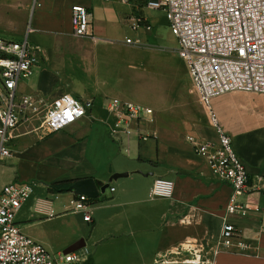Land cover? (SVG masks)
Listing matches in <instances>:
<instances>
[{
	"label": "crops",
	"instance_id": "1",
	"mask_svg": "<svg viewBox=\"0 0 264 264\" xmlns=\"http://www.w3.org/2000/svg\"><path fill=\"white\" fill-rule=\"evenodd\" d=\"M76 4L92 13L90 36L73 33ZM135 10L141 12L136 0L33 1L31 31L24 35H29L43 56L33 75L19 83L18 93L45 96L49 101L69 94L81 101L93 100L94 107L88 116L48 135L33 130L34 123L21 125L11 141L12 154L0 158V192L14 181L34 182L16 220L26 235L53 253L84 238L90 225L97 224L100 210L107 209L115 221L123 216L131 223L148 225L139 231L149 240H158L155 261L175 258L172 253L181 247L197 251L204 246L206 262L202 264H264V107L261 111L255 107L256 100L264 102V94L233 91L215 97L212 103L255 187L242 197L253 207L230 214L248 244L243 250L220 246L232 188L214 177L206 158L195 152L189 140H218L190 72L185 99L176 103L150 100L145 106L153 108L154 114L132 123L134 130L151 135L149 139L109 138L116 120L108 109L110 101L120 98L139 103L136 64L147 46L138 38L127 42L131 39L128 30H132L128 17ZM140 29H144L141 36L151 37L152 27L136 31ZM124 173L128 176L113 178ZM84 178L101 181L114 193L107 198L105 191L100 196L105 201L91 202V222L85 220L84 211L73 210L74 192L50 190L52 183ZM158 178L173 182L172 196H151ZM89 253L90 263L95 264Z\"/></svg>",
	"mask_w": 264,
	"mask_h": 264
},
{
	"label": "built area",
	"instance_id": "2",
	"mask_svg": "<svg viewBox=\"0 0 264 264\" xmlns=\"http://www.w3.org/2000/svg\"><path fill=\"white\" fill-rule=\"evenodd\" d=\"M146 1L149 8L167 12L172 32L179 42L178 53L188 66L218 136L216 142H199L195 137L189 140L195 152L206 158L214 177L232 188L226 205L227 216L221 226L220 246L229 250L246 249L248 244L238 225L231 221L230 214L253 207L242 197L255 187L247 166L234 148L232 136L222 127L212 103L215 97L233 91L264 94V0ZM128 21L133 30L151 27L147 19L137 13L131 14ZM72 27L76 37L92 35L93 16L86 6L73 5ZM30 31L31 28L28 33ZM127 42L132 43V39ZM42 56L28 34L19 41L0 37V158L12 154L11 141L21 125L34 123L33 130L48 135L88 116L94 107L93 100L81 101L69 94L54 101L45 96L20 95L19 83L33 75ZM108 109L116 117L110 126V135L115 141L123 136H136L139 141L151 137L140 129L134 130L131 125L152 116L153 108L114 98ZM33 188L34 182L14 181L0 192V264H92L87 249L53 253L21 230L16 215ZM172 191V181L158 178L151 196L170 197ZM72 204L74 211H84L85 220L92 221L88 212L91 198L76 195ZM204 253V246L197 251L181 247L172 253L175 258L152 264H202L206 262Z\"/></svg>",
	"mask_w": 264,
	"mask_h": 264
},
{
	"label": "rangeland",
	"instance_id": "3",
	"mask_svg": "<svg viewBox=\"0 0 264 264\" xmlns=\"http://www.w3.org/2000/svg\"><path fill=\"white\" fill-rule=\"evenodd\" d=\"M34 0H0V37L19 41L31 26V7ZM139 15L149 20L151 37L141 36L144 29L128 30L131 39L143 40L147 46L137 60L139 103L147 105L150 100L161 99L176 103L185 99L191 85L188 66L176 49L179 47L177 37L173 34L167 12L152 9L146 0H136ZM144 35V34H143ZM25 37L27 36L24 35ZM143 57V62H142ZM259 95V94H258ZM258 111L264 102L256 100ZM111 140L112 137L109 135ZM109 170L113 171L109 167ZM123 179V178H121ZM107 198L113 196L111 187L104 193ZM152 203V202H150ZM97 224H91L84 238L86 248L92 253L95 264H152L158 258V240H149L139 230L147 228L146 224L133 222L121 216L118 221L111 219L109 211L99 212ZM156 225H153L155 227Z\"/></svg>",
	"mask_w": 264,
	"mask_h": 264
},
{
	"label": "water",
	"instance_id": "4",
	"mask_svg": "<svg viewBox=\"0 0 264 264\" xmlns=\"http://www.w3.org/2000/svg\"><path fill=\"white\" fill-rule=\"evenodd\" d=\"M128 176V173L124 174H115L113 176L114 179H118L120 177ZM108 185H104L99 187L97 181L94 178H84L77 180L74 184H72L69 188V192H74L75 195H86L91 199H96L101 196L102 193L106 191ZM86 239L82 238L70 247H68L64 252L70 253L75 252L86 246Z\"/></svg>",
	"mask_w": 264,
	"mask_h": 264
},
{
	"label": "trees",
	"instance_id": "5",
	"mask_svg": "<svg viewBox=\"0 0 264 264\" xmlns=\"http://www.w3.org/2000/svg\"><path fill=\"white\" fill-rule=\"evenodd\" d=\"M77 180H65V181H59V182H55L50 184V190L52 192H68V188L74 184ZM99 186H104V184L101 181H97ZM106 197H99L96 199H91V202L93 203H98V202H102L105 201Z\"/></svg>",
	"mask_w": 264,
	"mask_h": 264
}]
</instances>
